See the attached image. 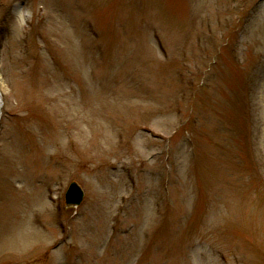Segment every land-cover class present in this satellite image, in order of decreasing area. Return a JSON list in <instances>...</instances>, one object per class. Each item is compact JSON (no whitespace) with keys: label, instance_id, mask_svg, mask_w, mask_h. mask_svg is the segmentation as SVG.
Masks as SVG:
<instances>
[{"label":"rangeland","instance_id":"1","mask_svg":"<svg viewBox=\"0 0 264 264\" xmlns=\"http://www.w3.org/2000/svg\"><path fill=\"white\" fill-rule=\"evenodd\" d=\"M0 90V264H264V0H0Z\"/></svg>","mask_w":264,"mask_h":264},{"label":"water","instance_id":"2","mask_svg":"<svg viewBox=\"0 0 264 264\" xmlns=\"http://www.w3.org/2000/svg\"><path fill=\"white\" fill-rule=\"evenodd\" d=\"M2 105L3 100L0 92V118L2 114ZM85 193L82 189V187L79 185L78 182L73 181L71 182L67 192H66V203L68 206H78L80 205L84 200Z\"/></svg>","mask_w":264,"mask_h":264},{"label":"clouds","instance_id":"3","mask_svg":"<svg viewBox=\"0 0 264 264\" xmlns=\"http://www.w3.org/2000/svg\"><path fill=\"white\" fill-rule=\"evenodd\" d=\"M28 19H31V12L27 9H21L17 15V29H22Z\"/></svg>","mask_w":264,"mask_h":264},{"label":"bare ground","instance_id":"4","mask_svg":"<svg viewBox=\"0 0 264 264\" xmlns=\"http://www.w3.org/2000/svg\"><path fill=\"white\" fill-rule=\"evenodd\" d=\"M221 185H223V184H221ZM94 259V258H93Z\"/></svg>","mask_w":264,"mask_h":264}]
</instances>
